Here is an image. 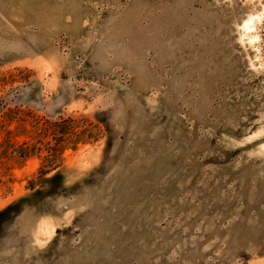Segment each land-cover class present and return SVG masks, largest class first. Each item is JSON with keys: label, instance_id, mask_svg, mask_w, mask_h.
<instances>
[{"label": "rangeland", "instance_id": "374dc122", "mask_svg": "<svg viewBox=\"0 0 264 264\" xmlns=\"http://www.w3.org/2000/svg\"><path fill=\"white\" fill-rule=\"evenodd\" d=\"M0 264H264V0H0Z\"/></svg>", "mask_w": 264, "mask_h": 264}]
</instances>
